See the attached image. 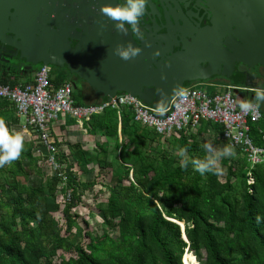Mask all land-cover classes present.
Listing matches in <instances>:
<instances>
[{
	"label": "trees",
	"instance_id": "1",
	"mask_svg": "<svg viewBox=\"0 0 264 264\" xmlns=\"http://www.w3.org/2000/svg\"><path fill=\"white\" fill-rule=\"evenodd\" d=\"M52 81L58 85L64 80L57 76ZM17 82L9 74L0 77L1 84ZM72 95L79 105L105 100L83 97L76 89ZM0 120L7 126L18 123L14 106L1 99ZM64 123L76 124L70 117ZM118 123L117 110L108 108L85 124L92 134L99 130L114 138L111 150L103 141L96 145L95 155L88 156L80 144H68L81 170L94 163L116 179L106 186V201L97 208L106 229L116 227L117 236L83 232L75 208L96 182L81 181L64 154L61 176L52 174L45 184L27 185L28 174H41L36 144L28 139L21 156L0 167V264H185L186 251L194 254L198 264H264V161L250 169L246 155L232 148L233 155L220 162L225 171L221 181L222 171L201 175L191 164L183 169L176 155L185 147L190 157L202 159L205 136L222 149L226 144L218 124L202 120L190 139L185 133L164 138L135 122L132 111L124 107L120 142ZM262 133L264 119L250 123V136L258 146H264ZM248 172L253 183H248ZM21 176L25 182L19 181ZM178 223L184 224L187 241Z\"/></svg>",
	"mask_w": 264,
	"mask_h": 264
},
{
	"label": "flooded vegetation",
	"instance_id": "2",
	"mask_svg": "<svg viewBox=\"0 0 264 264\" xmlns=\"http://www.w3.org/2000/svg\"><path fill=\"white\" fill-rule=\"evenodd\" d=\"M110 3L115 0H0V77L9 74L11 79H17L34 75L42 59L51 64L50 76L68 81L83 97L101 98L87 83V77L73 69L75 64L98 53L99 37L104 38L101 43L106 46L134 44L154 61L165 60L178 49L189 51L191 60H198L201 68L215 64L211 61H217L216 55H220V47L228 37V33L223 34L221 24L210 29L222 10L219 0H148L139 25L127 34L119 32L114 21L101 13V6ZM24 26L32 29L30 35L21 29ZM17 34L26 39L23 57L16 45L24 42ZM209 40L217 44L212 48L214 54L206 46ZM201 82L234 86L235 92L242 91L238 86L244 82L254 88L264 87V66L236 63L229 77L212 71ZM245 94L254 97L252 90Z\"/></svg>",
	"mask_w": 264,
	"mask_h": 264
},
{
	"label": "built area",
	"instance_id": "3",
	"mask_svg": "<svg viewBox=\"0 0 264 264\" xmlns=\"http://www.w3.org/2000/svg\"><path fill=\"white\" fill-rule=\"evenodd\" d=\"M210 88L213 89L212 92L209 91ZM233 88L235 87H220L210 82H194L182 88L161 108L147 105L138 97L127 93L115 94L97 104L79 105L73 99L72 85L65 80L58 85L54 84L50 67L41 65L32 81L12 86L0 83V99L14 106L16 116L22 120V131L34 138V150L39 155H46L45 160L53 170V175L61 176L64 168L54 156L57 150L51 140V127L54 123L60 125L65 118L70 117L80 128H86L85 124L93 114L110 108L117 110L120 133V110L124 107L132 111L135 122L151 128L164 138H179L185 133L186 138L190 139L192 134H196L202 120L218 124L222 127L221 141L246 155L251 169L264 161V146L254 143L250 136V123L264 119V112L260 109L251 113L242 112L239 108L240 101L232 92ZM40 147L47 151L45 155ZM253 181L248 172V183Z\"/></svg>",
	"mask_w": 264,
	"mask_h": 264
},
{
	"label": "water",
	"instance_id": "4",
	"mask_svg": "<svg viewBox=\"0 0 264 264\" xmlns=\"http://www.w3.org/2000/svg\"><path fill=\"white\" fill-rule=\"evenodd\" d=\"M219 3L222 10L213 20L210 29L212 31L216 25L221 24L223 34L228 33V37L224 42L226 46L220 47V55H216L217 61H211L215 64L207 68H201L198 60H191L189 51L182 52L181 49L170 54L165 60L154 61L144 49L139 48L141 51L137 57L124 60L114 50L118 44L108 43L106 46L105 43H101L104 38L99 37L98 53L90 60L75 64L73 69H77L76 72L87 77V83L101 98L108 100L117 92L123 91L138 97L147 105L161 108L165 107L171 97L180 92L187 83L201 82L212 71L229 77L236 63L248 67L255 64L264 66V0H219ZM26 16L28 15L23 14V17ZM59 25L61 26V20ZM21 29L27 35L32 33V29H27L26 26ZM97 32L101 33V30ZM16 36L21 37L24 42L16 45L23 57L27 50L26 39L22 34ZM206 46L214 54L212 48H216L217 44L209 40ZM132 47L136 48L134 44ZM40 61L41 65H51L46 60ZM53 64L62 66L60 62ZM238 87L243 93L254 88L247 82ZM178 224L181 230L184 229L183 223ZM182 238L187 241L183 230Z\"/></svg>",
	"mask_w": 264,
	"mask_h": 264
},
{
	"label": "rangeland",
	"instance_id": "5",
	"mask_svg": "<svg viewBox=\"0 0 264 264\" xmlns=\"http://www.w3.org/2000/svg\"><path fill=\"white\" fill-rule=\"evenodd\" d=\"M22 80V79H21ZM73 87V86H72ZM74 88V87H73ZM211 88L209 89V91ZM233 92V91H232ZM118 93V92H117ZM236 98H239V96L243 95L242 91L233 92ZM244 97L248 98L247 95H243ZM82 98L80 97V100ZM264 107V104H262L258 109L262 111ZM211 137L205 136L203 137L204 142H210ZM51 140L58 143V147L56 146L55 150V158L59 161L60 164H62V167H65V161L63 160V157L61 154H64L71 164H73V169L78 175L79 179L81 181H90L95 180L96 184L95 186L85 193V195L82 196L81 203L78 207L75 208V212L78 214V222L80 226L82 227L83 232L88 231L93 237L96 236H103L105 232L109 234L112 238H115L117 236V229L116 227L113 229H106L105 224L103 222L104 218L102 217L101 212L97 208V204L104 203L107 198V191L106 186L108 184H115L116 179L112 177L110 171H99V168L94 163H89L86 165V171H83L80 169V167L77 165L74 158L69 154L68 150V144H75L78 143L81 146V149L84 150L88 156L95 155V151L98 148L96 145L100 142L107 141L109 145V150H111L113 144H114V138H109L101 134V131L97 130L95 133H91L88 128H80L79 125H72L68 127L60 126L59 124H54ZM119 140V137H118ZM121 142V141H120ZM215 148H219L218 146ZM40 151L43 152L45 155L47 151L40 147ZM60 150V151H59ZM35 155H38L40 159L38 160V166L41 169V174L37 175L35 173L28 174L26 183L27 185H39V184H45V180L50 175L54 174L53 170L50 168L48 163L45 160V157L43 155H39V153L35 150ZM6 166V165H4ZM225 171L222 170L219 178L221 181L224 180ZM25 178V177H24ZM22 176L19 177L20 182H25ZM64 185L60 183L58 186L59 191V200L62 201V190ZM56 216L60 217L61 213H57ZM110 219V217H109ZM118 219L115 218L114 221H117ZM85 241H87V237H85ZM187 260H190L191 262L197 263V259L194 256L193 253L186 251L185 252ZM184 254V255H185ZM184 255L182 258V261L184 263ZM63 257H69L65 253L62 254ZM60 257L55 258L56 261H58Z\"/></svg>",
	"mask_w": 264,
	"mask_h": 264
},
{
	"label": "clouds",
	"instance_id": "6",
	"mask_svg": "<svg viewBox=\"0 0 264 264\" xmlns=\"http://www.w3.org/2000/svg\"><path fill=\"white\" fill-rule=\"evenodd\" d=\"M148 0H115L108 6L102 5L100 11L103 15L115 22V28L122 33L127 34L129 29H135L141 18L144 16ZM141 49L129 45L124 48L117 45L115 52L124 60L135 58L139 55ZM254 97L252 99H241L239 108L244 113H251L264 104V87L253 88ZM202 148L205 156L192 158L188 155V150L181 147L176 155L179 158V166L187 169L191 164L195 171L201 175L205 173L219 174L222 171L221 160L233 155V149L230 146H224L218 150L211 142L204 143ZM24 149V137L19 132H11L4 121L0 120V167L11 164L16 161ZM261 217L258 215L257 220Z\"/></svg>",
	"mask_w": 264,
	"mask_h": 264
},
{
	"label": "crops",
	"instance_id": "7",
	"mask_svg": "<svg viewBox=\"0 0 264 264\" xmlns=\"http://www.w3.org/2000/svg\"><path fill=\"white\" fill-rule=\"evenodd\" d=\"M6 75V74H5ZM33 76L34 75H31V76H27V77H20V78H17V80H18V82L17 83H25V82H27V81H32V79H33ZM53 78L54 77H52L51 76V79L53 80ZM11 79V78H10ZM22 79V80H21ZM211 92L213 91V89H211L210 90ZM234 92V91H233ZM234 94V93H233ZM243 95H246L245 93H243ZM239 96V98H237V100L238 101H240L241 99H248V98H246V97H244V96ZM235 96V95H234ZM236 97V96H235ZM249 97V96H248ZM250 99H252L251 97H249V100ZM262 111H264V107H263V109H262ZM18 118V117H17ZM66 119V118H65ZM22 120L20 119V118H18V123H16V124H11V125H9V126H7L8 127V129L11 131V132H13V133H16V132H19L20 134H22L23 135V137H24V141L25 140H28V139H31V140H34V138L33 137H31V136H29V135H27L26 133H24L23 131H22V128H21V122ZM63 122V121H62ZM54 124H56V123H54ZM54 124L52 125V127H51V129H52V131H53V126H54ZM60 126H64V127H68L64 122L63 123H61L60 124ZM86 126V125H85ZM120 128V127H119ZM118 132V131H117ZM120 135V136H119ZM118 137H119V140H120V138H121V141H122V137H121V134L120 133H118ZM35 143V142H34Z\"/></svg>",
	"mask_w": 264,
	"mask_h": 264
},
{
	"label": "bare ground",
	"instance_id": "8",
	"mask_svg": "<svg viewBox=\"0 0 264 264\" xmlns=\"http://www.w3.org/2000/svg\"><path fill=\"white\" fill-rule=\"evenodd\" d=\"M131 178H132V176H131ZM186 261L189 262V261L187 260L186 256L184 255V263H185V264H187Z\"/></svg>",
	"mask_w": 264,
	"mask_h": 264
}]
</instances>
